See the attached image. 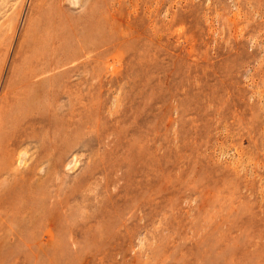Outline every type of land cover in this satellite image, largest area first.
<instances>
[{
  "label": "rangeland",
  "instance_id": "374dc122",
  "mask_svg": "<svg viewBox=\"0 0 264 264\" xmlns=\"http://www.w3.org/2000/svg\"><path fill=\"white\" fill-rule=\"evenodd\" d=\"M0 264H264V0H0Z\"/></svg>",
  "mask_w": 264,
  "mask_h": 264
}]
</instances>
